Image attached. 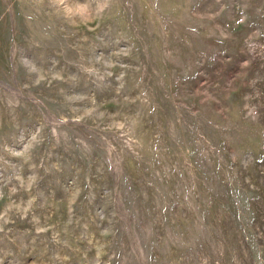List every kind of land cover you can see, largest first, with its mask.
<instances>
[{
  "label": "rangeland",
  "instance_id": "1",
  "mask_svg": "<svg viewBox=\"0 0 264 264\" xmlns=\"http://www.w3.org/2000/svg\"><path fill=\"white\" fill-rule=\"evenodd\" d=\"M0 264H264V0H0Z\"/></svg>",
  "mask_w": 264,
  "mask_h": 264
}]
</instances>
